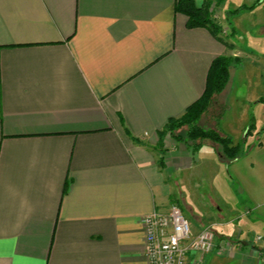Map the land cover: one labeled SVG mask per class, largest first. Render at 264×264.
<instances>
[{
	"label": "crops",
	"instance_id": "crops-1",
	"mask_svg": "<svg viewBox=\"0 0 264 264\" xmlns=\"http://www.w3.org/2000/svg\"><path fill=\"white\" fill-rule=\"evenodd\" d=\"M176 1L0 0V264H148L142 220L172 204L193 235L234 224L200 264H264L233 206L210 215L185 192L239 159L159 137L229 55ZM263 206L242 215L258 229Z\"/></svg>",
	"mask_w": 264,
	"mask_h": 264
},
{
	"label": "rangeland",
	"instance_id": "rangeland-1",
	"mask_svg": "<svg viewBox=\"0 0 264 264\" xmlns=\"http://www.w3.org/2000/svg\"><path fill=\"white\" fill-rule=\"evenodd\" d=\"M215 13L222 23L223 39L228 40L227 57H237L239 62L231 64L228 83L198 123L205 128L217 124L233 144L243 142L244 150L234 169L226 170L228 166L221 165L213 188L189 183L185 192L188 202L210 215L216 214L212 200L233 206L241 218L237 225L243 231L241 239L247 240L252 234L264 236V228L258 229L252 223L253 216H242L248 209L264 204V0H224ZM185 131L182 127L176 134L183 136ZM233 225L216 226L213 243H220L221 235L232 237Z\"/></svg>",
	"mask_w": 264,
	"mask_h": 264
},
{
	"label": "trees",
	"instance_id": "trees-1",
	"mask_svg": "<svg viewBox=\"0 0 264 264\" xmlns=\"http://www.w3.org/2000/svg\"><path fill=\"white\" fill-rule=\"evenodd\" d=\"M223 1L218 0L213 3L210 0H203L202 5L197 7L194 0H177L174 10L187 17L188 28H207L217 39L223 41V27L215 13L216 8ZM239 9L234 12H238ZM234 61L239 62V59L235 57L234 60H231L227 56H219L212 61L202 96L190 105L180 117L170 118L164 128L158 132L160 138L169 134L195 150L203 140L212 141L219 146L221 155L229 162L238 160L242 156L243 142L233 144L230 138L217 129V124L213 128H205L198 123L200 117L212 105L214 97L224 90L229 81L230 66ZM182 127H186L185 134L183 136L179 133L176 134ZM252 127L251 124L250 128Z\"/></svg>",
	"mask_w": 264,
	"mask_h": 264
},
{
	"label": "built area",
	"instance_id": "built-area-1",
	"mask_svg": "<svg viewBox=\"0 0 264 264\" xmlns=\"http://www.w3.org/2000/svg\"><path fill=\"white\" fill-rule=\"evenodd\" d=\"M148 264H200L196 254L213 250L214 230L207 226L193 235L181 208L172 204L164 212H152L142 220ZM264 243V237H255Z\"/></svg>",
	"mask_w": 264,
	"mask_h": 264
}]
</instances>
